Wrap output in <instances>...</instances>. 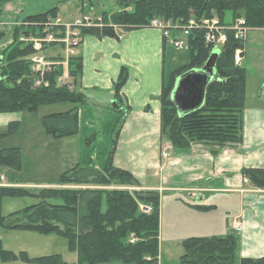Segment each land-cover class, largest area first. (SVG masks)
Instances as JSON below:
<instances>
[{"label": "trees", "instance_id": "16d2710c", "mask_svg": "<svg viewBox=\"0 0 264 264\" xmlns=\"http://www.w3.org/2000/svg\"><path fill=\"white\" fill-rule=\"evenodd\" d=\"M119 3L121 7L117 11H98L103 14L105 22L108 20L107 15L111 13L112 26L83 29V37L116 36L117 31L122 29L116 31L113 26L115 24L118 27H145L154 19L184 22L191 15L197 18L218 16L227 24L243 16L248 26L264 29V0H120ZM84 8L81 9L82 12H85ZM59 13V6H54L44 13L29 15L25 21L41 23ZM20 28L16 26L14 30L20 33ZM28 32L23 30L21 35ZM188 43L189 64L172 73L169 81L164 82L159 96L163 138L181 150H187L197 143L218 145L219 149L229 147L233 143L240 144L246 99V69L235 63L234 52L240 46L245 49V43L230 38L220 51L214 79L207 88L205 105L196 112L181 116L171 99L177 78L186 71L203 68L214 50L212 45L205 41L204 32L199 30L192 32ZM5 51H8L7 59L5 62L4 59L0 61V114L36 112L45 104L71 102L74 104L72 108L44 115L42 122L47 133L56 138L77 134L81 130L82 112L79 105H85L87 102L86 96L79 88L83 72V58L79 50L70 57L69 80L64 83L57 81L63 74V68L57 66L52 73H48L50 84L42 87H36L34 84L36 74L29 60L34 53L31 45L16 38ZM57 54L59 56L56 58L62 59V53ZM51 55L52 53L49 57L53 58ZM1 56L4 58V54ZM128 77L129 69L124 66L114 82L117 105L125 106L124 111L123 108L118 110L115 123L112 122L107 128L114 148L124 123V112L129 110L122 95ZM8 124L10 132L16 131L17 120ZM95 135L96 132H92L85 134L83 138L86 145L84 156L87 159L90 151L88 147ZM106 160L112 161V155ZM1 167L16 171L21 169L19 147L0 149ZM105 171L94 166L78 164L62 173L60 184L56 187L32 191L24 187L0 186V263L17 260L39 264L65 263L62 255L31 258L25 251L15 253L2 245L3 231L30 230L43 235L58 234L67 237L70 248L77 252L76 264H158L157 260L154 263H147L145 260L147 257H158L160 195L157 191H151L149 195L138 193L139 200L146 199L154 207L153 212L138 213V204L129 193L106 191V207L102 208L104 190L67 187L89 183L103 184L107 177ZM116 172L127 174L136 180L129 170L116 168L111 172L108 181L114 179ZM243 174L253 185L264 188V168H245ZM33 195L40 198L37 204L3 215L1 205L4 197L23 198ZM195 208L206 211L213 207L195 204ZM132 236H135L136 241L133 242ZM183 245L186 252L181 257V264H234L238 237L235 234L224 237H189L183 241ZM240 264H264V255L260 258H242Z\"/></svg>", "mask_w": 264, "mask_h": 264}, {"label": "rangeland", "instance_id": "374dc122", "mask_svg": "<svg viewBox=\"0 0 264 264\" xmlns=\"http://www.w3.org/2000/svg\"><path fill=\"white\" fill-rule=\"evenodd\" d=\"M5 0H0V4ZM120 0H8L0 5V61L7 59L8 51L4 50L10 46L17 38L20 40L24 30L37 33L36 26L25 18L29 15L44 13L54 6H59L60 13L65 19L71 20L73 16L85 7V13L94 14L98 10L114 12L120 9ZM86 4V5H85ZM85 5V6H83ZM93 5V6H92ZM106 25L112 26L111 13L107 15ZM25 21V22H24ZM117 25V24H115ZM21 27L19 33L15 27ZM100 27V28H102ZM125 34L129 29L138 26L126 25L119 26ZM144 27V26H143ZM115 30V29H114ZM117 31V30H116ZM16 35V37H15ZM118 37V35H116ZM119 38V37H118ZM21 42V41H20ZM61 52L59 48L49 50L47 55ZM1 54H4L2 58ZM166 81H169L172 73L189 64V47L176 49L168 44V52L165 55ZM241 66L246 69V94L255 98L261 89H264V29L249 26L245 41V55ZM2 75V72H0ZM84 94V93H83ZM86 96V95H85ZM87 99V97H86ZM116 101V100H115ZM253 99L251 103H253ZM117 104V102H116ZM74 106L71 102H59L42 105L36 112H22L17 115L18 127L16 131H9V124L2 123L3 117L0 116V149L19 147L21 150V169L19 171L12 168H0V182L11 183L8 186H17L37 191L47 187H56L60 184V178L64 171H67L78 164L89 165L106 172L103 184L89 183L83 185H67V187L93 188L104 190L102 208L106 207V191H119L129 193L138 204V213H149L154 211L150 201L139 200L138 193L149 195L155 189L142 185L139 179H132L127 174L116 172L114 179L109 180L113 169L119 168L113 161L106 162L108 156L113 155V140L108 136L107 128L115 123L118 110L125 106L115 107L112 104L108 107H101L87 99L81 108V130L71 136L56 138L47 133L43 126V116L69 110ZM125 113V112H124ZM15 119V118H14ZM122 129V128H121ZM96 132L95 139L88 147L89 159L85 158L86 148L83 138L85 134ZM119 139V137H118ZM167 141V140H166ZM233 145H238L233 143ZM217 146L218 145H213ZM124 169V168H119ZM126 170V169H124ZM5 178V179H4ZM132 179V180H131ZM17 181L28 184L18 185ZM122 182L124 184H122ZM15 184V185H12ZM159 199V239L158 257L145 258L147 263L158 264H181V257L185 254L183 241L189 237H224L231 233H226L228 220L233 218L232 205L229 198L224 194H215L210 198L209 203L218 201V207L208 211L195 209V205L188 204V199L181 198L180 194L174 192H164ZM40 201L38 196L26 197H4L2 200L1 211L3 215L22 210L26 206L37 204ZM56 201V200H54ZM187 201V202H186ZM217 203V202H216ZM137 213V212H136ZM137 213V214H138ZM237 233V232H236ZM133 237V236H132ZM133 242L136 241L135 236ZM2 245L15 253L27 252L31 258L44 257L50 255H62L64 264H76L78 262L77 252L72 250L67 237L58 234L43 235L30 230H7L1 233ZM237 259L234 264H239ZM0 264H39L27 263L21 260L2 262ZM101 264V263H100ZM102 264H123L120 262H108Z\"/></svg>", "mask_w": 264, "mask_h": 264}, {"label": "crops", "instance_id": "0c3cea01", "mask_svg": "<svg viewBox=\"0 0 264 264\" xmlns=\"http://www.w3.org/2000/svg\"><path fill=\"white\" fill-rule=\"evenodd\" d=\"M167 52L161 29L150 26L130 29L122 38L86 35L82 39L79 53L83 72L79 88L90 101L101 107L116 102L114 82L122 67L129 69L122 90L129 110L125 111L113 151V164L132 172L149 189L161 195L167 191L180 194L192 206L204 204L215 209L218 201L215 197V203H209L210 198L215 194L226 195L233 218L228 220L225 232L238 237L235 261L260 258L264 255V188L245 181L243 170L264 168V89L255 98L246 94L240 144L224 149L205 143L193 144L187 150L175 148L161 133L159 96L167 79L164 59ZM13 115L17 114L3 117L6 120L2 123L16 120ZM165 150L167 156H163ZM4 181L1 186L11 184ZM236 218L242 222L240 232L233 227Z\"/></svg>", "mask_w": 264, "mask_h": 264}, {"label": "built area", "instance_id": "2783aa9c", "mask_svg": "<svg viewBox=\"0 0 264 264\" xmlns=\"http://www.w3.org/2000/svg\"><path fill=\"white\" fill-rule=\"evenodd\" d=\"M36 26L37 33L29 31L27 34L21 35L20 41L32 46L34 53L29 57L32 63V68L36 74L35 86L42 87L50 84L47 78L49 72H53L57 66L63 68V74L58 78L59 83H64L69 80V63L70 57L78 53L81 45L83 34L82 30L86 28H98L105 24L104 16L101 12L88 14L80 12L74 16L72 20H66L62 16H50L43 22H32ZM116 30L120 29L113 25ZM150 27L161 29L163 38L166 44H170L176 49H183L188 46V40L192 32L199 30L204 32L205 41L212 45L214 50H219L227 44L232 37L238 42L245 43L249 26L245 17H238L233 23L227 24L221 21L218 16L197 18L193 15L184 22L154 19L149 24ZM119 38L124 37L122 31H117ZM59 48L62 53L59 55H51L50 58L47 52L51 49ZM245 49L238 47L234 52V60L236 64H241ZM170 147L166 148L169 149ZM165 152L163 156L168 154ZM248 181L247 177H244ZM233 227L237 232L242 230V222L240 218L233 220Z\"/></svg>", "mask_w": 264, "mask_h": 264}, {"label": "water", "instance_id": "95a60500", "mask_svg": "<svg viewBox=\"0 0 264 264\" xmlns=\"http://www.w3.org/2000/svg\"><path fill=\"white\" fill-rule=\"evenodd\" d=\"M220 54L219 50H213L203 68L186 71L177 78L171 99L179 115L191 114L205 105L207 88L214 79ZM112 105L118 107L116 102Z\"/></svg>", "mask_w": 264, "mask_h": 264}]
</instances>
